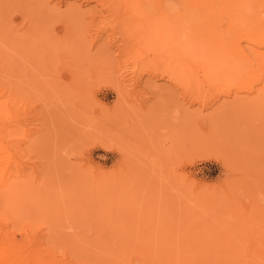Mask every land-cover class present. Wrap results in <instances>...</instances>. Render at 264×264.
Returning <instances> with one entry per match:
<instances>
[{"label": "rangeland", "instance_id": "rangeland-1", "mask_svg": "<svg viewBox=\"0 0 264 264\" xmlns=\"http://www.w3.org/2000/svg\"><path fill=\"white\" fill-rule=\"evenodd\" d=\"M120 1L0 0V264H264V0Z\"/></svg>", "mask_w": 264, "mask_h": 264}, {"label": "bare ground", "instance_id": "bare-ground-1", "mask_svg": "<svg viewBox=\"0 0 264 264\" xmlns=\"http://www.w3.org/2000/svg\"><path fill=\"white\" fill-rule=\"evenodd\" d=\"M105 1H106V0H105ZM114 1H116V0H113V4H115ZM119 1H120V0H119ZM119 1L117 0V2H119ZM124 1H126V0H124ZM127 1H129V0H127ZM131 1H132V0H131ZM141 1H142V0H141ZM144 1L146 2V0H144ZM148 1L150 2L151 0H148ZM148 1H147V2H148ZM154 1L156 2V0H154ZM154 1L152 0V2H153V3L151 4V5H152V8H153ZM159 1H161V2L158 3ZM120 2H121V1H120ZM120 2H119V3H120ZM133 2H134V1H133ZM145 2H142V3L144 4ZM158 2H157L158 4H161V3H162L161 6L164 5V10L170 12L168 8H169V6H170V2H171V0H158ZM119 3H118V4H119ZM123 3H124V2H123ZM125 3H126V2H125ZM125 3H124V4H125ZM150 3H151V2H150ZM118 4H115V7H116V5H118ZM128 4H129V3H128ZM148 5H150V4H149V3H146V6H147V7H148ZM151 5H150V6H151ZM154 5H155V4H154ZM110 6H111V5H110ZM110 6H109V8H110ZM118 6H119V5H118ZM118 6H117V8H118ZM140 6H141V5H140ZM158 6H159V5H158ZM122 7H123V6H122ZM143 7H144V6H143ZM147 7H146V8H147ZM123 8H125V7H123ZM155 8H156V5H155ZM113 9H114V8H113ZM147 9H148V8H147ZM145 11H148V10H145ZM153 11H154V10H153ZM148 12H149V11H148ZM150 12H152V11L150 10ZM144 13H145V12H144ZM146 13H147V12H146ZM161 13L164 14V12H161ZM113 15H114V14H113ZM229 16H230V15H229ZM163 17H165V16L163 15ZM124 19H125V18H124ZM124 22H125V21H124ZM130 23H131V22H130ZM118 24H119V23H118ZM130 25H131V24H130ZM120 27H122V26H120ZM148 27H149V24H148ZM151 33H152V32H151ZM230 35H231V34H230ZM231 38H232V37H231ZM258 42H259V40H258ZM229 44H230V46H231L232 48H234V44L231 45V44H232V41H231V40L229 41ZM226 46H228V45H226ZM227 48H228V47H227ZM221 49L223 50L222 47H221ZM229 49H230V48H229ZM222 50H221V51H222ZM227 50H228V49H227ZM262 54H264V53H262ZM218 55H219V54H218ZM220 57H221V56H220ZM257 58H258V57H257ZM261 58H264V57H261ZM262 60H264V59H262ZM262 60H261V61H262ZM261 61H260V62H261ZM262 65H264V64H262ZM262 67H264V66H262Z\"/></svg>", "mask_w": 264, "mask_h": 264}]
</instances>
